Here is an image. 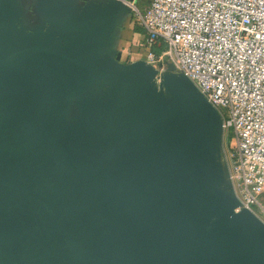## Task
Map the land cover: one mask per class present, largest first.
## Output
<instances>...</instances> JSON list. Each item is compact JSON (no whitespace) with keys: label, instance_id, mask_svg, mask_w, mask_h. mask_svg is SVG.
<instances>
[{"label":"water","instance_id":"obj_1","mask_svg":"<svg viewBox=\"0 0 264 264\" xmlns=\"http://www.w3.org/2000/svg\"><path fill=\"white\" fill-rule=\"evenodd\" d=\"M17 1L0 0V264H264V223L218 191L215 107L121 62L131 9L27 0L51 28L26 35Z\"/></svg>","mask_w":264,"mask_h":264},{"label":"built area","instance_id":"obj_2","mask_svg":"<svg viewBox=\"0 0 264 264\" xmlns=\"http://www.w3.org/2000/svg\"><path fill=\"white\" fill-rule=\"evenodd\" d=\"M128 6L146 31L148 59L168 58L224 115L233 132L240 207L264 223V0H152ZM222 112V111H221Z\"/></svg>","mask_w":264,"mask_h":264},{"label":"rangeland","instance_id":"obj_3","mask_svg":"<svg viewBox=\"0 0 264 264\" xmlns=\"http://www.w3.org/2000/svg\"><path fill=\"white\" fill-rule=\"evenodd\" d=\"M131 1L133 3H135L141 9H144L150 5L152 0H131ZM125 35L123 34V36H125ZM126 38L130 39V42L136 43L143 48L145 46V43L144 42L142 43L141 42L142 40L140 41V39H141L140 37L132 36L129 34V35H126ZM146 63L148 65L152 66V68L157 72L155 78L153 79V83L159 88L160 91L166 90L165 89V81H166V77L168 74H172V73L183 74L182 71L178 67H175V66H174L175 68L173 71H171V72L168 71V64L171 63V61L168 58H164L161 61L159 59V57H156L153 61L147 60ZM192 83L199 90V88L196 86V84L194 82H192ZM207 103L211 104L208 100H207ZM216 110L220 116L221 123L223 124L224 120H225L224 115H226V111L221 110L222 111L221 112L218 109H216ZM220 134L222 136H221L220 143L218 146L219 150L216 151V154H215L216 155L215 162H216V164L219 165L220 169L222 170L224 181L222 183V186L220 188H218V191L221 192L222 195L228 200L232 199L235 196V198H236L235 200L237 202H239V204H240V198H239L237 191H236L238 183H237V180L235 178L234 171H233V165H234V161H235L234 153L236 150L234 139H233V132L231 130L224 129V127H223ZM237 209L235 210L236 212H238Z\"/></svg>","mask_w":264,"mask_h":264},{"label":"crops","instance_id":"obj_4","mask_svg":"<svg viewBox=\"0 0 264 264\" xmlns=\"http://www.w3.org/2000/svg\"><path fill=\"white\" fill-rule=\"evenodd\" d=\"M84 0H79V4L83 5ZM18 10L15 15L17 16V24L25 30V34H36L47 32L51 28L49 21L40 15L35 13L34 8L27 0H18L16 2ZM145 9V8H144ZM141 29L143 34H139L137 31ZM119 37H118V51L122 54L121 62L125 65L131 64L135 61L144 60L147 61L149 51L146 46L141 47L136 43L130 42V39L126 38V35H132L140 37V41L145 43L146 31L136 24L132 15H124L118 25ZM123 34L125 36H123ZM163 44L161 42L156 43V46L160 47ZM144 50V51H143ZM146 50V51H145ZM163 54V53H162ZM161 54V55H162ZM160 57V56H159Z\"/></svg>","mask_w":264,"mask_h":264},{"label":"trees","instance_id":"obj_5","mask_svg":"<svg viewBox=\"0 0 264 264\" xmlns=\"http://www.w3.org/2000/svg\"><path fill=\"white\" fill-rule=\"evenodd\" d=\"M137 32L139 34H143V31L141 29H138ZM165 49H166V47L164 44L160 47L154 45V47H152L151 51L156 57H159L164 52Z\"/></svg>","mask_w":264,"mask_h":264}]
</instances>
